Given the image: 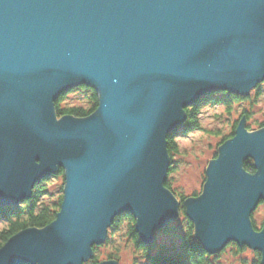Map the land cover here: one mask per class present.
Here are the masks:
<instances>
[{
  "label": "water",
  "instance_id": "obj_1",
  "mask_svg": "<svg viewBox=\"0 0 264 264\" xmlns=\"http://www.w3.org/2000/svg\"><path fill=\"white\" fill-rule=\"evenodd\" d=\"M263 83L264 0H0V207L63 169L53 222L8 239L0 264L87 263L122 214L153 244L178 216L166 139L184 110ZM79 86L97 94L95 112L57 119L54 102ZM245 122L183 208L204 252L233 244L264 264V217L259 232L250 220L264 210V128Z\"/></svg>",
  "mask_w": 264,
  "mask_h": 264
},
{
  "label": "trees",
  "instance_id": "obj_2",
  "mask_svg": "<svg viewBox=\"0 0 264 264\" xmlns=\"http://www.w3.org/2000/svg\"><path fill=\"white\" fill-rule=\"evenodd\" d=\"M74 94L76 105L68 101V95ZM264 98V83L258 85L251 95L240 96L230 93H210L200 98L192 107L185 111V120L179 125L176 130L170 133L166 139V150L170 159V167L168 179L164 187L169 190L179 204V218L176 223L169 225L159 233L161 236L168 239L169 245H158L156 253H152L151 247L143 244L134 230V221L130 216L122 215L114 220V225L109 229L105 242L100 246L92 248L94 255L88 264H97L100 259L99 249L106 248L109 252L106 253V260H120V245L122 242L124 249L130 246L133 249V258L131 264H219V254L210 255L203 251L197 243L193 234V225L185 217L183 203L187 199L182 194H178L172 189L171 178L174 173V165L177 164L173 158L178 154V147L175 138L185 136L187 134L200 131L199 123L201 108L209 106H222L228 115L235 107L240 111L239 120L245 118V128L247 131H257L264 128V121L259 122L252 120L255 108L261 99ZM98 104V98L95 91L86 86H79L70 90L57 98L54 102V112L57 119L65 116H70L75 119H83L95 112ZM238 123L235 121L232 125L231 132L227 136L221 135V142L217 144V148L226 140L232 137L233 131ZM217 134V132L215 133ZM220 136V135H218ZM217 151V150H216ZM216 157L214 153L212 159ZM243 169L250 174L254 173L252 163L244 164ZM60 180V186L52 190L49 185ZM204 182V179H203ZM62 186H63V169L59 168L56 175L45 178L41 183L34 186L32 194L28 200L14 207L0 208V248L17 233L26 229H42L49 225L55 218L62 201ZM199 195V194H198ZM198 195L192 194L195 198ZM190 198V197H189ZM253 228L255 223L251 220ZM229 247H236L230 244ZM245 247H236V256H239ZM246 249V248H245ZM224 250H222L223 252ZM254 253V258L251 261H246L240 258V264H261L260 255Z\"/></svg>",
  "mask_w": 264,
  "mask_h": 264
},
{
  "label": "rangeland",
  "instance_id": "obj_3",
  "mask_svg": "<svg viewBox=\"0 0 264 264\" xmlns=\"http://www.w3.org/2000/svg\"><path fill=\"white\" fill-rule=\"evenodd\" d=\"M251 94L252 91L248 95ZM68 101L73 105L77 104L74 94L68 95ZM252 112L254 113L252 120L264 121V98L252 109ZM239 114L240 111L236 110L235 107L228 115L222 106L207 105L200 110L199 123L202 130L175 138L178 154L173 159L175 162L177 161V164L174 165L175 171L169 179L171 178L172 189L178 194L189 198L192 194L201 193L205 168L208 162L212 160L217 150V144L221 142V135L227 136L231 132L233 123L239 121ZM216 132L217 134H215ZM60 184V180L54 181L49 185V188L55 190ZM263 217V206L258 205L250 216L256 229H260L263 224ZM159 241L169 245L167 238L161 237ZM119 245V264H131L133 249L130 246L124 249L122 242ZM229 245L224 247L223 252L218 253L220 256L219 264H240V258L248 262L254 258V253L247 248H244V251L236 256V247H229ZM98 252L100 255L99 262H101L105 260V255L109 249L100 248Z\"/></svg>",
  "mask_w": 264,
  "mask_h": 264
},
{
  "label": "bare ground",
  "instance_id": "obj_4",
  "mask_svg": "<svg viewBox=\"0 0 264 264\" xmlns=\"http://www.w3.org/2000/svg\"><path fill=\"white\" fill-rule=\"evenodd\" d=\"M167 179H168V177H167ZM37 185V184H36ZM28 200V199H27ZM26 201V200H25ZM25 201H22L21 203H23V202H25ZM20 202L19 203H17L16 205H13V206H10V207H14V206H17V205H20L21 204ZM61 204V203H60ZM0 208H4V207H0ZM59 208H60V206H59ZM59 211V210H58ZM58 213V212H57ZM56 213V214H57ZM179 214H180V212H179V209H178V216H177V218L176 219H174V220H172V221H170V222H168L167 223V225H166V227H164L163 229H165V228H167L169 225H173V224H175L176 223V220L179 218ZM122 215H126V216H130V215H127V214H122ZM122 215H120V216H122ZM119 216V217H120ZM119 217H116L115 219H117V218H119ZM131 217V216H130ZM132 218V217H131ZM114 219V220H115ZM250 220H251V218H250ZM134 221V220H133ZM53 222V221H52ZM51 222V223H52ZM114 225V221H113V223L111 224V226L109 227V229L110 228H112V226ZM48 226V225H47ZM253 227V226H252ZM45 228V227H44ZM109 229H107V233H108V231H109ZM163 229H161V230H155L154 232H153V244L152 243H150V244H146V243H144V242H142L141 241V239H139V237H138V239L143 243V244H145L146 246H148V247H151V251H152V253H156L157 252V250H158V245H164V243H161L160 241H159V239L161 238V237H163V236H161V234L159 233L160 231H162ZM262 229V225H261V227H260V229H256V228H253V230L255 231V232H259L260 230ZM134 230H135V221H134ZM136 233V232H135ZM137 234V233H136ZM138 236V235H137ZM106 238H107V234H106ZM105 238V239H106ZM163 238H166V237H163ZM195 238V237H194ZM196 240V239H195ZM197 241V240H196ZM104 242H105V240H104ZM103 242V243H104ZM197 243H198V241H197ZM199 245H200V243H198ZM102 245V244H101ZM166 245V244H165ZM100 246V245H99ZM201 246V245H200ZM202 248V247H201ZM206 253V252H205ZM208 254V253H207ZM93 255H94V252H92V257H93ZM215 255H217V254H215ZM91 260H89L87 263H84V264H88L89 262H90ZM104 261H114V260H104ZM120 261V260H119ZM119 261H115L116 262V264H119ZM101 262H103V261H101ZM100 262H98L97 264H99Z\"/></svg>",
  "mask_w": 264,
  "mask_h": 264
}]
</instances>
